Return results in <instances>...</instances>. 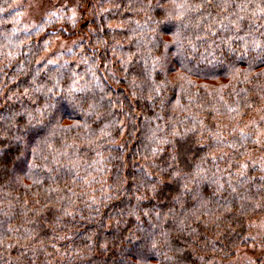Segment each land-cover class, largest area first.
Here are the masks:
<instances>
[{"label": "clouds", "instance_id": "clouds-1", "mask_svg": "<svg viewBox=\"0 0 264 264\" xmlns=\"http://www.w3.org/2000/svg\"><path fill=\"white\" fill-rule=\"evenodd\" d=\"M13 66L0 264H264V0H0Z\"/></svg>", "mask_w": 264, "mask_h": 264}, {"label": "trees", "instance_id": "trees-1", "mask_svg": "<svg viewBox=\"0 0 264 264\" xmlns=\"http://www.w3.org/2000/svg\"><path fill=\"white\" fill-rule=\"evenodd\" d=\"M89 6H90V5H89ZM125 16H126V17H127V16H130V13H125ZM101 19H103V18H101ZM57 26H58V25H53L52 27H53V29H54V28L57 27ZM8 27L11 28V24H9ZM66 27H68V26H66ZM81 27H84V25H82ZM61 31L63 32L64 30L62 29ZM105 31H107V29H105ZM118 31H119V29H118ZM67 35H68V33L65 32V33H64V36L66 37ZM46 38H47V32H45V34H44L43 36H41V37H37V38L34 40V42H36V43H42L43 40L46 39ZM38 66H39V67H43L44 64H43V63H40ZM240 66H241V67H246V64H241ZM72 67L75 68V70H76L77 72L82 71L83 68H84L83 65H80L79 67H76V62H75V61H72ZM103 67H104V63L102 62V63H101V68H103ZM14 70H15V66H13V69L9 70L8 77H4L3 80H0V85L5 84V83L8 84V90H7V91H4V92L2 93V95H0V104H3V105H4V107L0 108V113H3V112H4V109H5V108H8L9 104L12 103L11 101H9L8 104H4V101L7 99L8 95H9V92L15 90V89L17 88L18 85H21V84L26 83L27 80L29 79V77L21 76V77H19V78L16 80L15 83H9V77H11V75H12V73H13ZM98 75H99V73H98ZM122 83H123V82H122ZM206 83H207V82H206ZM220 83H227V81H226V80H222V81H220ZM209 86H210V87H218L219 85H218L216 82H212ZM121 91H122V89H121ZM13 107H14V108H19V103H16L15 105H13ZM9 151L14 152L15 150L9 149Z\"/></svg>", "mask_w": 264, "mask_h": 264}, {"label": "rangeland", "instance_id": "rangeland-1", "mask_svg": "<svg viewBox=\"0 0 264 264\" xmlns=\"http://www.w3.org/2000/svg\"><path fill=\"white\" fill-rule=\"evenodd\" d=\"M41 63L45 64V63H47V61H41Z\"/></svg>", "mask_w": 264, "mask_h": 264}]
</instances>
